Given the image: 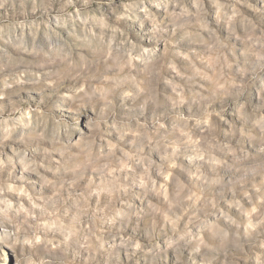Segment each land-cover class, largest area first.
I'll return each mask as SVG.
<instances>
[{"label": "clouds", "instance_id": "clouds-1", "mask_svg": "<svg viewBox=\"0 0 264 264\" xmlns=\"http://www.w3.org/2000/svg\"><path fill=\"white\" fill-rule=\"evenodd\" d=\"M0 242L264 264V0H0Z\"/></svg>", "mask_w": 264, "mask_h": 264}, {"label": "rangeland", "instance_id": "rangeland-1", "mask_svg": "<svg viewBox=\"0 0 264 264\" xmlns=\"http://www.w3.org/2000/svg\"><path fill=\"white\" fill-rule=\"evenodd\" d=\"M16 254L7 242H0V264H16Z\"/></svg>", "mask_w": 264, "mask_h": 264}]
</instances>
